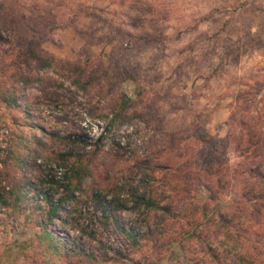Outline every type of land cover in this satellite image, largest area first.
Returning a JSON list of instances; mask_svg holds the SVG:
<instances>
[{"label": "rangeland", "instance_id": "1", "mask_svg": "<svg viewBox=\"0 0 264 264\" xmlns=\"http://www.w3.org/2000/svg\"><path fill=\"white\" fill-rule=\"evenodd\" d=\"M28 41L43 59L103 69L113 83L105 78L88 85L84 79L77 86L66 73L40 68L23 55ZM16 67L41 81L27 87L13 84ZM4 83L14 87L19 107L11 108L0 97V194L31 185L27 196L42 204L30 211L33 222L25 218L29 211L23 212L24 220L0 208V264L54 260L42 255L53 252L40 244L42 228L35 219L42 205L55 204L61 193L66 169L59 155L67 150L85 147L81 158L89 174L81 187L88 191L113 184L121 189L127 200L126 209L117 212L121 224L145 234L144 258L137 254L131 262L96 264H191L182 253L204 251L188 241L152 249L148 231L157 217L139 205L155 186L149 173L156 164L187 162L188 178L182 181L206 208L205 217L243 203L242 191L261 189L248 173L264 150L258 154L260 149L253 147L247 153L246 141L239 140L245 134L242 121L264 129V0H0V85ZM119 93L133 107L125 118L112 121ZM188 143L190 151L184 148ZM206 151L214 154L211 167L201 163ZM211 171L219 173L222 183L197 182L198 173ZM74 195L82 197L78 191ZM184 206L178 203V211ZM64 209L72 211L66 205L59 213ZM79 209L82 226L98 233L108 258L130 253L112 227L99 233L100 213L93 206L79 202L75 215ZM232 212L238 213L234 225L251 227L245 235L251 253H264V209L258 216L251 208ZM58 226L57 221L50 224L56 231ZM66 229L72 244L97 253L96 242ZM209 239L215 241L213 253H224L225 263L236 264L235 251L221 235Z\"/></svg>", "mask_w": 264, "mask_h": 264}, {"label": "trees", "instance_id": "2", "mask_svg": "<svg viewBox=\"0 0 264 264\" xmlns=\"http://www.w3.org/2000/svg\"><path fill=\"white\" fill-rule=\"evenodd\" d=\"M31 43L32 42L28 41V46L23 50V55L27 59L36 61L40 68H52L59 72L66 73L69 76L68 78L72 79L77 86H81L84 79H86L85 82L88 85L99 83L105 78H109L110 84L113 83L111 77L103 69L89 70L86 69V64L84 66L81 62L62 63L52 59H43L36 55L35 51L31 48ZM21 45L22 44H20V46ZM10 77L13 79V84L22 83L25 87L30 86L36 79H39V82L41 81L40 78H34L27 73H23L18 67L15 68ZM15 95L16 91L14 87L12 88L6 83L0 85V97L2 102L12 105L11 108L13 109L19 107L16 103ZM132 107V100L127 95L119 93L118 101L113 109L112 121L125 118L123 116H125ZM140 117H142V115H140ZM136 118H138V116ZM241 128L244 129L245 134L240 138L239 142L246 141V152L248 153L251 148L254 147L256 149L259 148L260 150L257 151V153L261 154L264 150V129H257L255 125L247 124L245 121L241 122ZM78 137L81 142H83L82 140L84 138H82V136ZM195 139L197 140L199 138L195 137ZM203 142L205 143V141ZM76 143L77 140L74 141V145ZM200 143H202V141H200ZM170 144L173 145L172 140ZM190 147V143L184 144L186 151H190ZM200 153L205 154L203 152ZM83 155H86L85 147L77 150V152L67 150L65 153L59 155V161L66 169L64 174L65 183L60 187L61 193L57 197L55 204L51 201L45 202L40 209L38 219H35L36 224L42 228V233L39 237L40 244L44 246V249H51L53 252L42 253V255L45 256L48 254L54 259L53 261H51V259L46 260L48 264H83L87 260L90 264H96L98 262L105 263L115 260L131 262V258L137 256V254L139 257L144 258L140 250H142L143 247L142 242L146 240L145 237H143L145 234L141 233V231L135 232L125 228L118 217L119 213L117 212L125 210L127 205V200L121 198V189L118 187L114 188L113 184V186L109 185L108 188L106 186H101L92 188L88 191L81 187L83 180L89 174L88 165H85L81 158ZM213 157L214 154L208 152L207 155L203 156L201 163H204L205 167H209V162H211V158ZM254 158L258 159L255 161V167H251L248 174L251 177L255 175L256 183L261 186V189L250 188L248 191H242L240 198L243 203L230 208L231 210L228 209L217 213L213 218L212 216L205 217L206 208H204V206L202 207L199 202H196L194 199L195 197L192 198L191 187L185 186L182 181L188 178L186 177L188 175L185 174L188 168L187 162L178 167H171V165L165 163L162 165L156 164L152 173H149L152 177L149 178L151 181L150 183H154L155 186L148 194H145V197H142L140 203L142 205H139L141 207L143 206L157 217L152 229L148 231V233H150V242L153 245L152 249H162L174 241L179 244L188 241L195 246L201 244V249L204 248L203 252L201 250L202 253H182L185 260L191 261V264H202L207 261H212L214 264H227L224 262V253H213L214 251L210 249L211 244L215 241L209 239V237L215 238L221 235L225 240V242H223L235 251L234 259L236 264H264V253H251L250 245H247V238H245V235L251 234V227H244L241 225L243 224L241 222L237 223L240 225H234V220L237 219V215L235 214L238 213L234 214L232 212L233 209L239 212L240 209L244 211L247 208H251L257 215L260 210L264 209V157L259 156ZM211 166H213V164H211ZM218 174L219 173L215 171H211L209 174H207V172L205 174L198 173L197 182L201 183L204 179L208 182L215 180L216 183H222ZM156 183H158V185ZM30 186L31 185H23L19 188L13 187L8 192L0 194V208H4L11 212L10 217L15 214H21L24 218L23 212L29 211L25 215V218L33 222V214H31L30 211L36 210L37 207L42 204V201H33L31 197L27 196V193L31 189ZM76 191L80 192L82 196L79 200L78 197L74 195ZM37 192L42 193L41 191ZM83 196H85V198ZM108 197H110L109 200L107 199ZM19 202L28 203V208L24 209ZM79 202L85 206H93L94 212L100 213V221H98L102 226V232L99 233L103 234L104 232H109L110 227H112L115 233L126 240V248L130 253H113V257L108 258L107 253H104L108 247L102 245L97 237L98 233L94 230H86L82 226L81 218L83 215L81 209H79V214L75 215ZM178 203L185 204L183 209L180 207L181 212L178 211ZM66 205L71 206L72 211L69 212L64 209V214H60L59 210L62 206ZM73 211L75 213H72ZM54 221H57L59 224L57 231L50 228V224ZM175 222L177 223V228L175 227ZM66 228L82 233L89 241L96 242L97 250L95 251L97 253L92 252L91 249L85 251L83 245L77 246L72 244L66 236ZM173 229L176 230L172 231ZM208 234H210L209 237ZM159 254L161 255L162 253Z\"/></svg>", "mask_w": 264, "mask_h": 264}]
</instances>
